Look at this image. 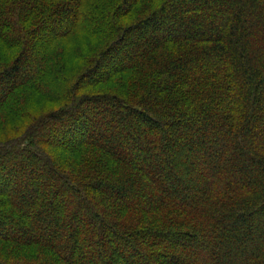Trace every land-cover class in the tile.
Returning <instances> with one entry per match:
<instances>
[{
	"label": "trees",
	"instance_id": "trees-1",
	"mask_svg": "<svg viewBox=\"0 0 264 264\" xmlns=\"http://www.w3.org/2000/svg\"><path fill=\"white\" fill-rule=\"evenodd\" d=\"M3 119L0 264H264V0H0Z\"/></svg>",
	"mask_w": 264,
	"mask_h": 264
},
{
	"label": "rangeland",
	"instance_id": "rangeland-1",
	"mask_svg": "<svg viewBox=\"0 0 264 264\" xmlns=\"http://www.w3.org/2000/svg\"><path fill=\"white\" fill-rule=\"evenodd\" d=\"M46 29H44L41 33V35L43 33H46ZM39 35V37L41 36ZM82 37V38H81ZM87 43L85 46H81V43L83 40ZM89 42V43H88ZM96 43L95 41H92L88 36L85 37L84 35L80 34V33H73L72 36H70L69 38H64V39H59L58 41L54 42L51 46V49H56L58 48L59 50H61V52H63V55L65 54V62L67 63L68 65V68L70 70L72 69H75V67L77 66V64L79 63V60H80V57H82V55H84L83 53H85L86 49L90 46H92V44ZM77 49V50H76ZM29 62L28 64H33V58L32 57H29ZM28 69L30 70V68L27 67V71ZM70 70L67 71V73H70ZM120 91V87L112 82V81H108V82H105L99 86H96L94 88H87L85 89L84 91H82V93H85V94H101V93H117ZM58 106V105H57ZM57 106H52L50 104L46 105L45 107H40L39 108H34L32 111V114H35L36 117H38L39 113H41V110H50L51 108L52 109H55ZM29 109V108H28ZM51 109V110H52ZM5 114V113H4ZM3 114V115H4ZM25 120V119H24ZM23 122H26V120ZM3 122H5V124H7V121H5L3 119ZM22 122V123H23ZM21 122H16L15 125H11L9 126V124H7V126L5 127L4 130H1L0 129V139L3 137H10V136H13V131L16 129V128H20ZM21 131V130H20ZM219 132H217L216 134H218ZM44 163H47L48 165V161L46 160H43ZM57 240H61L59 237H57ZM1 244V243H0Z\"/></svg>",
	"mask_w": 264,
	"mask_h": 264
}]
</instances>
